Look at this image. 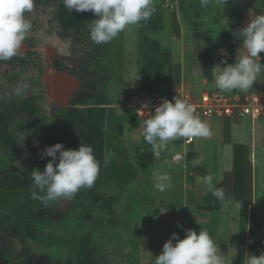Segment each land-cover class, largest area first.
Wrapping results in <instances>:
<instances>
[{
  "label": "rangeland",
  "instance_id": "rangeland-1",
  "mask_svg": "<svg viewBox=\"0 0 264 264\" xmlns=\"http://www.w3.org/2000/svg\"><path fill=\"white\" fill-rule=\"evenodd\" d=\"M197 2L198 0H153V6L160 7L162 11L163 29L159 30L156 36L171 49L170 63L175 55V81L177 80V84L184 83L187 77V85H189L188 78L190 75L193 76L194 90L187 89L193 92L189 95L191 100L199 97L201 94L199 91H203L202 89L225 94L228 98H237L241 101H246L256 94L263 95L264 75L260 76L259 80L254 82L253 88L247 92L234 90L229 93L214 88L213 75L211 81L204 76L203 55L208 49L213 59L212 72L215 66H225L222 64L223 60L229 64L235 63L238 50L242 48L243 42H235L232 50H230L229 39H224V46H217V43L221 42L223 37L234 28L246 27L250 23L251 12L256 14L264 12V0H226V3L225 0H209L208 11L210 12L206 18L200 20L199 26L193 21H187L186 17L181 14L182 7H191ZM57 3L58 0H34L33 11L26 13V17L32 24L27 39L16 56L10 61L0 62V112L9 116V122L13 127L11 133L19 140L27 142L29 139L33 140L37 135L33 136L30 133V127L27 125L29 120L17 103L20 99H33L39 109L38 115L52 114L53 109L67 107L73 92L80 89L79 75H87L85 72L80 74V66L83 63H88L87 69L91 67L90 55H94L97 47L90 39V28L83 29L80 34L73 37L61 36L62 28L56 16ZM196 13L197 8L192 9L187 19L191 20ZM141 26L140 23L121 32L110 42L108 49L102 50L95 59L98 67L93 66L92 69H89L90 72L94 68L96 69L95 76L99 80V91L107 94L110 99V105L107 106L109 110L106 115L105 132L107 135L112 133L114 139L105 150L104 167L100 169L94 186L90 189L82 188L71 200L59 199L58 205L61 209H66L69 206L68 201L85 200L83 196L88 191L102 189L100 205L94 216L113 220L120 217L119 229L103 236L98 234L93 229V223L88 221L80 229V233L77 231L73 233L69 239L71 242L68 241L70 245L66 248H74L72 250L75 252L79 250L78 253L92 248L95 259L98 258L96 264H154V258L162 253L163 245L170 238L169 232L175 233V227L170 229L172 223L175 224V215L177 219L180 215L183 221L187 220L188 224H195L192 229L197 233L202 228L209 231L217 246H220L221 252L224 255H231L234 239L228 236L231 233L232 223L221 226L222 218L208 210L189 207L175 209V188L187 180L186 173L189 174L193 168L191 151L186 146L189 141L179 139L169 142L161 150L158 159L154 158L151 146L144 142L143 129L140 125L146 118L135 117V111L148 92L160 91L161 87L151 85L144 89L139 77L140 62L145 60L141 38L144 31ZM26 52H31V54H25L27 56L24 57V62H20L17 56ZM259 55L261 63L264 64V52ZM54 59L59 61L64 70L53 67ZM169 66L168 64L166 71L157 72L159 73L157 75L167 74ZM104 74L107 76L102 78ZM20 83L27 84L28 87L22 95H17L15 89ZM167 99L171 100L170 96ZM127 118L136 119L138 124L134 128L127 129L123 126V122ZM200 119L209 125L210 118L200 117ZM260 121H264V118ZM261 125L264 127V124L256 125L251 144L248 141L252 148L249 149L252 151V163L255 162L256 157L260 184L264 182V134L260 133L264 128H261ZM203 139L199 142L198 147L204 154L206 149H211L213 143L209 144ZM259 139L262 140L259 141ZM38 145L36 143V146ZM185 151H189L187 155H185ZM177 152H181V156L176 155ZM203 156L205 157V155ZM248 156L250 158V155ZM212 157L208 156V158ZM208 160L207 169H205L207 171L211 170L207 166L212 165L210 162L208 163ZM202 168V165H197V170L202 171ZM156 170L168 172L172 178L171 189L161 192L154 188L151 177ZM201 171L199 173L202 174ZM196 181L198 178L194 182ZM133 182L142 184L136 186ZM124 191L128 193L125 192L122 196ZM37 193L40 196L44 195L39 189H37ZM23 202L28 205V208L43 206L46 203L42 199H34L32 190L26 192L0 189V211L10 212L21 217L22 208H25L22 205ZM226 213L224 212L225 215ZM204 214L206 217L202 216ZM123 215L128 217L127 219L132 224H138L133 228L135 235L132 239L128 232V220ZM208 220L212 226L207 223ZM12 221H15L13 216ZM69 223L73 228L79 227L75 224L74 218ZM125 225L127 226L125 227ZM139 225L146 226V229L139 231ZM60 239L64 241L56 231L49 230L46 236V245L49 247L61 246V244L57 245ZM17 240L15 239V241ZM81 240L77 250V246L71 247ZM229 241L231 245H229ZM173 243L175 244V241ZM16 244V246H21L20 241ZM36 249L46 261L45 254L48 253L45 248H38L37 245Z\"/></svg>",
  "mask_w": 264,
  "mask_h": 264
},
{
  "label": "trees",
  "instance_id": "trees-1",
  "mask_svg": "<svg viewBox=\"0 0 264 264\" xmlns=\"http://www.w3.org/2000/svg\"><path fill=\"white\" fill-rule=\"evenodd\" d=\"M197 4L194 3L191 7H182L181 14L186 17L187 21H193L199 26L200 20L206 18L210 11H208L209 3L202 5L198 0ZM57 7L56 16L62 28V37H73L80 34L83 29L90 28V24L96 18L91 11L76 12L73 10L70 13L64 6L63 0H58ZM154 8L155 11L150 19L141 22V28L144 31L141 38L145 60L140 62L139 77L144 89L153 85L155 73L158 74L157 72L167 70L172 57L171 49L156 36L157 32L163 29V23L160 7ZM196 8L197 13L193 18L187 19L189 12ZM240 30L241 28L236 27L233 31H229L221 42L217 43V46H224V39H229L230 50H232L235 42L242 41L238 36ZM109 44L110 42L96 45L94 55H90L92 64L89 69H92L93 66L98 67L95 59L102 50L108 49ZM206 50L203 55V73L211 81L213 59L209 50ZM25 54L29 55L31 52L17 56L20 62H24V57L27 56ZM88 66V63H83L80 66V74L85 72L87 75H79L80 89L73 92L67 107L53 109L52 114L38 115L39 109L33 99H20L17 103V106L29 120L27 125L30 127V133L33 136L34 134L37 135V137L34 136L33 140L29 139V142L19 140L17 136L11 133L13 127L9 122V116L0 112V189L31 191L32 180L29 174L33 169L44 170L51 157L42 159L41 152L46 147L57 143L64 144L66 149H75L80 147L79 144L81 143L90 144L96 159L100 162V169L104 167L105 150L114 139L112 133L107 135L105 132L106 115L109 110L107 106L110 105V99L107 94L99 91V80L95 76L96 69L94 68L90 72L87 69ZM53 67L64 70L57 59L53 60ZM106 74L102 78L106 77ZM135 112V117L138 118L137 109ZM137 124L136 119L130 118L123 122V126L127 129L134 128ZM36 143L39 145L36 146ZM133 184L139 186L142 183L133 182ZM102 192V189L88 191L83 196L85 200L68 201L69 206L66 209H61L58 206L59 200L46 201L44 206L29 207L27 220L23 225L12 221L13 215L10 212L0 211V264H96L98 258L95 259L92 248L78 253L79 251L75 252L66 247H49L46 245V236L49 230H54L63 240L68 241L73 233L76 231L80 233V229L88 221L93 223V229L103 236L117 231L119 229L118 224L120 225L121 222L120 217L113 220L94 216L99 208ZM72 218L75 219L78 228H73L72 224L69 223ZM127 222V225L132 224L129 220ZM15 239L18 240L15 241ZM18 241H20L21 246H16ZM37 245L38 248H45L47 251L48 254H45L47 256L46 261L37 251ZM37 260L38 262H36Z\"/></svg>",
  "mask_w": 264,
  "mask_h": 264
},
{
  "label": "clouds",
  "instance_id": "clouds-1",
  "mask_svg": "<svg viewBox=\"0 0 264 264\" xmlns=\"http://www.w3.org/2000/svg\"><path fill=\"white\" fill-rule=\"evenodd\" d=\"M63 3L70 13L73 10L94 13L96 18L90 24V39L96 45L107 44L121 32L142 21H148L155 11L153 0H63ZM200 3L207 5L209 0H200ZM33 7L34 0H0V62L10 61L16 56L27 39L32 24L26 13H31ZM250 14V23L238 33L243 43L235 63L229 64L223 60L222 64L225 66L213 68V87L222 92H247L264 75V64L259 55L264 52V12ZM27 87V84H18L16 94L22 95ZM140 126L144 142L151 146L155 159L160 157L161 150L169 142L179 139L192 141L209 135L207 123L195 114L193 106L180 94L173 97V100L162 98V103L155 107L154 114L144 119ZM45 157L51 159L44 170L33 169L29 174L34 199L49 202L61 198L71 200L82 188H92L98 178L100 162L90 144L81 143L78 149H66L64 144L57 143L42 150L41 158ZM197 165L199 164L194 159L192 166ZM151 179L158 191L163 192L172 187V178L168 172L156 170ZM215 179L208 172L201 177V183L224 208L239 207L222 187L216 186ZM37 189L44 195L40 196ZM154 264L228 262L227 256L221 252L209 231L202 228L199 233L194 229L186 230L183 239H180L178 233H173L163 245L162 253L154 258ZM247 264H264V253L252 255Z\"/></svg>",
  "mask_w": 264,
  "mask_h": 264
},
{
  "label": "crops",
  "instance_id": "crops-1",
  "mask_svg": "<svg viewBox=\"0 0 264 264\" xmlns=\"http://www.w3.org/2000/svg\"><path fill=\"white\" fill-rule=\"evenodd\" d=\"M174 58L175 55H173L172 63L169 64V72L167 74L159 76L156 74V77L154 76L155 81L153 80V85L161 87L160 91L157 92L160 93L162 98H167L168 96L171 98L173 94L180 92L190 95L193 92L188 90H194L192 75L188 78L190 81L189 85H187V77L182 84H177V80L175 81ZM202 90L203 91H199L201 92L200 95L205 92L210 93V91H205V89ZM260 120H262V118L252 121L249 117H212L208 125L209 135L204 139L196 138L189 141L186 145L188 150L191 151L190 157L192 160L195 159L199 165H202V171L200 170L202 174L205 175L208 174V172L213 174L216 178V186L222 187L226 195L238 204L239 207L229 206L228 208H224L220 201L212 196L210 192H207L206 187L201 183L202 174L199 173V169L197 170V166L191 168L189 174L186 173V175H188L187 180H184L181 186L175 188V209L189 207L208 210L217 217L219 216V218H222V221H220L222 223L221 226L232 223L231 233L229 232L230 234L228 237L234 239V248L232 249L231 255H225L227 256L228 264H247L248 258L252 255L259 256L264 253V182L260 184L258 181L256 157L254 164L252 163L251 157L252 151L249 150L252 149L250 144L256 125L264 124V121ZM261 128H264L263 125H261ZM261 132L264 134V129L260 131V133ZM202 139L204 142L208 141L209 144L213 143L211 144V149H206L204 154L198 147ZM261 140L262 139H259V141ZM248 141L250 144H248ZM188 152L189 151H185V155H187ZM175 154L181 156V152ZM203 155H205V157ZM209 155L213 157L208 158ZM248 155H250V158ZM207 160L208 163L210 162L212 164L207 166L213 170L212 172H210L211 170H205L207 169ZM195 178H198V181L194 182L196 180ZM25 202L22 203L25 208L23 209L21 207V213H23L21 217L12 214L15 220L14 222L20 225H23L27 220L28 205H25ZM224 212H227L226 215ZM202 216L206 217V214ZM224 218L225 220H223ZM207 223L212 226L210 220H208ZM172 224L170 229L172 230L175 227V233L179 234L180 239L185 238L186 230L192 229L195 225L194 223L188 224L187 220L183 221L180 215L178 219L175 215V224ZM135 225L138 224L128 225V232L130 233L129 236L131 239L135 235L133 230ZM142 229H146V226L141 227L139 225V231H142ZM50 234L53 233L51 232ZM172 234L173 231H170V238ZM68 241H62V239H60L57 245L61 244L63 247H69L71 241ZM81 242L82 240L77 244L73 243L74 245H71V247L77 246V250ZM229 245H231L230 241Z\"/></svg>",
  "mask_w": 264,
  "mask_h": 264
},
{
  "label": "built area",
  "instance_id": "built-area-1",
  "mask_svg": "<svg viewBox=\"0 0 264 264\" xmlns=\"http://www.w3.org/2000/svg\"><path fill=\"white\" fill-rule=\"evenodd\" d=\"M181 95L195 109V114L198 117H249L252 121L264 118V94L253 95L252 98L241 101L239 99L228 98L225 94L205 92L195 100H191L189 95L180 92L171 96ZM174 102V101H173ZM162 103V96L157 91L148 92L138 105L137 113L140 117L148 118L154 114L155 107Z\"/></svg>",
  "mask_w": 264,
  "mask_h": 264
},
{
  "label": "bare ground",
  "instance_id": "bare-ground-1",
  "mask_svg": "<svg viewBox=\"0 0 264 264\" xmlns=\"http://www.w3.org/2000/svg\"><path fill=\"white\" fill-rule=\"evenodd\" d=\"M179 157V156H178Z\"/></svg>",
  "mask_w": 264,
  "mask_h": 264
}]
</instances>
